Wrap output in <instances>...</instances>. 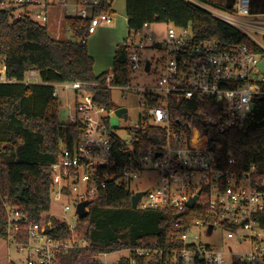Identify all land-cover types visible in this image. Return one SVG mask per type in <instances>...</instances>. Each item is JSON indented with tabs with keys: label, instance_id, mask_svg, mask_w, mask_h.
<instances>
[{
	"label": "built area",
	"instance_id": "obj_1",
	"mask_svg": "<svg viewBox=\"0 0 264 264\" xmlns=\"http://www.w3.org/2000/svg\"><path fill=\"white\" fill-rule=\"evenodd\" d=\"M71 10L72 17L87 22V38L103 24H111L110 13H101L100 0H0V10L10 11L15 19L29 18L48 22L47 8ZM211 16L238 28H257L248 18L264 17L251 13V0H235L232 11L209 8ZM206 11V10H205ZM237 28V29H238ZM264 31V30H263ZM128 52L129 83L113 84V72L105 84L66 82L49 84L53 97L65 94L67 124L80 125L81 136L72 147L62 146L60 160L52 166L54 173L50 210L35 219L30 213L4 203L6 223L4 241L9 249L8 264L13 263L11 250L19 255L18 264H61V256L71 251L90 252L91 244L80 236L79 206L90 213L111 181L130 185L146 173H156L158 183L144 192L138 202L140 211H164L181 215L174 227L186 230L176 235L167 248H129L128 256L115 264H264V179L258 167L238 169L234 158L222 166L210 149L209 129L220 135L249 128L257 103L264 100V74L259 66L264 54L247 46L220 38L199 39L191 24L173 25L163 40H156L151 25L131 30L124 42ZM258 45V44H257ZM147 51L160 59L146 60ZM150 70L146 71V64ZM154 64L161 69L157 83L138 87L131 85L136 75H150ZM24 84H42L38 72L29 70ZM6 77V66L0 63V84H16ZM112 92L110 106L97 100V90ZM138 97L139 124L128 129L129 139L117 134L122 122L129 121V110L113 102V93ZM186 104L188 116L173 115V109ZM126 110L121 116L119 110ZM118 120V127L112 121ZM149 129L163 132V143L142 148L141 139ZM158 140V135L154 137ZM159 155V156H158ZM76 193V211L64 203ZM197 199L192 209L189 203ZM189 213V214H188ZM69 233L58 238L51 235L55 223ZM220 233V234H219ZM221 235L223 249L204 241ZM114 253L92 257L96 264Z\"/></svg>",
	"mask_w": 264,
	"mask_h": 264
},
{
	"label": "trees",
	"instance_id": "obj_2",
	"mask_svg": "<svg viewBox=\"0 0 264 264\" xmlns=\"http://www.w3.org/2000/svg\"><path fill=\"white\" fill-rule=\"evenodd\" d=\"M112 2L100 0L98 13L114 15ZM234 3L235 0H125L127 26L130 32L140 30L145 23L176 27L191 24L199 39L217 37L264 54V49L247 34L200 7L207 5L229 12ZM251 13L264 15V0H251ZM65 24L80 42L56 40L45 26L29 18L15 19L10 11L0 10V63L6 66V77L17 82L0 84V239L3 240L4 203L39 220L51 207L52 166L60 160L62 146L72 147L81 136L80 125L59 120V99L53 97L54 89L49 84L106 82L107 73L95 76V61L88 53L87 43L81 42L86 36L87 22L69 16ZM121 46L113 60L116 86L129 83V50H120ZM29 70L38 72L42 84L23 83ZM111 98V91L97 90L99 103L111 107ZM186 106L173 109V115L180 119L187 117L190 110ZM208 134L210 149L222 166L232 157L238 169L256 165L259 178L264 179V100L257 103L247 130L220 135L209 129ZM157 135L158 140L154 139ZM162 140L161 130L149 129L141 139V146L159 147ZM132 196L128 185L109 182L92 202L88 217L80 223V236L90 242V252L63 254L61 264H96L92 262L94 255L129 248H167L190 223V218L185 219L183 227L175 228L172 212L134 210ZM55 225L51 235L58 238L69 235L61 223L56 221Z\"/></svg>",
	"mask_w": 264,
	"mask_h": 264
},
{
	"label": "rangeland",
	"instance_id": "obj_3",
	"mask_svg": "<svg viewBox=\"0 0 264 264\" xmlns=\"http://www.w3.org/2000/svg\"><path fill=\"white\" fill-rule=\"evenodd\" d=\"M112 2V10L114 11V15H112V23L111 24H103L97 32L89 36L87 40V49L89 55L94 59V74L95 76H101L105 73H111L113 69V60L115 57V53L118 50L119 45H123L124 41L129 36V30L127 27L126 22V15H125V0H110ZM192 1V0H187ZM203 10L209 12V8L212 6L207 5H200ZM65 16H73L74 13L71 10H63ZM41 24V22H39ZM247 23L254 24L262 31H257L254 28H238L245 34H247L251 40H253L256 44H258L261 48L264 49V17H257V18H248ZM48 26V32L50 36L56 40L60 41H69V42H80L77 40L73 34L69 31L66 27V24L61 22L59 25L55 26ZM232 26V25H231ZM173 24H154L151 25V32L155 35L156 40H163L165 37V33L168 29H171ZM234 27V25H233ZM58 34L55 32V30ZM146 60H150L154 58L155 61L160 59V55L152 54L150 51H147L144 55ZM259 69L264 74V59L262 60ZM161 69L154 64L153 71L150 75L142 74L133 76L131 79L132 86H148L157 83ZM128 98L123 99L121 97V93L115 92L113 93V102L123 106L129 110V121L121 123V129L117 131L120 137L125 140L129 139L128 129L130 127H135L139 124V115L141 113L140 106H139V99L138 97L132 95V93H127ZM66 99L65 94L61 91L60 92V99H59V112L58 118L61 122H67L68 114L66 112ZM158 183V177L156 173H146L141 176L139 180L129 185V188L132 190L133 193L136 192H144L149 188H153ZM77 194L74 193L72 197L63 200L64 203L69 204L73 212L69 214V219H72L75 211H76V204H77ZM138 210V209H137ZM51 211L57 214V205L52 204ZM140 211V210H138ZM220 234V233H219ZM206 244L211 245L217 249H223V241L221 239V235L215 234L212 238L207 239L204 241ZM128 256L126 251L120 253H114L108 255L106 258L103 259V262L106 264H115L121 257ZM11 257L13 263L18 264L19 262V255L18 253L12 249L11 250ZM9 258V249L7 247L6 242L3 239H0V264H8Z\"/></svg>",
	"mask_w": 264,
	"mask_h": 264
},
{
	"label": "water",
	"instance_id": "obj_4",
	"mask_svg": "<svg viewBox=\"0 0 264 264\" xmlns=\"http://www.w3.org/2000/svg\"><path fill=\"white\" fill-rule=\"evenodd\" d=\"M126 47H127V46L123 44V45L121 46L120 50L126 49ZM149 70H150V63L147 62V64H146V71L148 72ZM125 112H126V110L122 109V110H119L117 114H118L119 116H121V115H122L123 113H125ZM112 126L115 127V128L118 127V120H117V119H115L114 121H112ZM158 156H159V155H158ZM144 195H145V193H137V194H135V195L132 196V198H131V205H132V208H133L134 210H137L138 202L140 201V199H141ZM196 200H197V199H194V200H192V201L189 203V205H188V208H189V209H192V208L194 207V204H195ZM88 205H89L88 203H83L82 205L79 206L78 213H79V215H80V217H81L82 220H83V219H86V218L88 217V213L84 211V209H85ZM180 217H181L180 214H179V215H175V216L173 217V219H174V220H177V219H179Z\"/></svg>",
	"mask_w": 264,
	"mask_h": 264
},
{
	"label": "crops",
	"instance_id": "obj_5",
	"mask_svg": "<svg viewBox=\"0 0 264 264\" xmlns=\"http://www.w3.org/2000/svg\"><path fill=\"white\" fill-rule=\"evenodd\" d=\"M63 10H65V9L60 8L58 6H56V7L50 6V7L47 8V11H46L47 12V16H48V22L44 23V24H42V23L40 24L37 21L36 22L39 23L40 25L45 26L47 29H48V26H47L48 24H50V26H53L55 28V26L59 25L61 22L64 21V23H65L66 18L69 17V16H65L64 15V13H63L64 11ZM125 15H126V11H125ZM126 22H127V18H126ZM54 30L58 34L56 29H54Z\"/></svg>",
	"mask_w": 264,
	"mask_h": 264
}]
</instances>
